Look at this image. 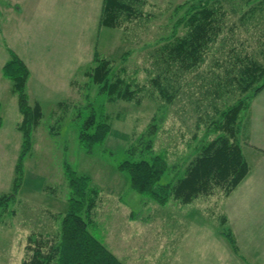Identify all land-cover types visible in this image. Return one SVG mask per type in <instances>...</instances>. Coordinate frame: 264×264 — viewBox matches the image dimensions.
Masks as SVG:
<instances>
[{"label": "rangeland", "instance_id": "rangeland-1", "mask_svg": "<svg viewBox=\"0 0 264 264\" xmlns=\"http://www.w3.org/2000/svg\"><path fill=\"white\" fill-rule=\"evenodd\" d=\"M102 1L0 0V197L9 195L0 204V264H22L31 252V235L56 232L59 214L69 208V170L87 175L98 188L90 229L126 264H264V210L258 214L248 209L255 206L254 199L247 208L241 201L240 211L249 214L245 220L236 208L231 210L232 202L222 190L187 204L175 199L161 205L133 189L129 171L119 167L127 159L126 150L138 144L155 116L159 125L146 155L165 152L171 165L190 159L207 124L197 126L199 112L194 107L201 90L194 74L174 79L173 85L182 90L171 102L151 86L160 71L151 54L162 43L158 38L171 31L178 16L171 14L182 0H146L147 16L126 20L124 29L100 24ZM248 1L242 9L247 2L233 0L237 13H230V22L255 6L256 15L238 23L234 36L243 41L237 47L262 62L264 3ZM6 5L15 11H5ZM10 48L30 69L29 104L37 101L42 107L19 171L25 139L17 124L23 115L12 81L2 70L11 57ZM95 53L110 59L114 80L125 78L146 90L133 100L117 92L110 100L107 94H98V85L88 75ZM90 103L108 115L112 126L103 143L87 148L78 136L82 116L76 115L80 106ZM81 111L84 114V108ZM169 177L164 174L161 180ZM15 182H20L16 191ZM235 227L244 251L232 247Z\"/></svg>", "mask_w": 264, "mask_h": 264}, {"label": "trees", "instance_id": "trees-1", "mask_svg": "<svg viewBox=\"0 0 264 264\" xmlns=\"http://www.w3.org/2000/svg\"><path fill=\"white\" fill-rule=\"evenodd\" d=\"M144 2L146 0H103L100 24L124 29L126 20L136 21L147 16ZM227 2L230 3L228 7ZM245 2L242 9L250 3ZM233 3V0H185L178 3L171 14L172 17L178 15L171 23V31L158 38L162 43L151 54L160 70L151 86L167 102L175 100L182 90V86L173 85L174 79L194 74L195 84L201 90L194 107L199 112L197 126L201 122L207 124L205 134L196 142L184 165L169 164L165 152L146 155L153 147L159 125L156 116L138 144L126 150L127 159L119 167L129 171L133 189L161 205L175 199L187 204L200 195L221 190L227 196L249 172L241 133L252 98L264 87V61L240 48L243 41L234 36L238 23L256 15L255 6L230 22L231 14L237 13ZM262 54L264 56V49ZM94 60L96 63L88 75L98 85V94H107L110 100L117 92L118 96L133 100L136 93L146 90L144 85L137 83L133 86L125 78L114 80L110 59L95 53ZM202 67L204 69L200 70ZM2 70L12 81V91L18 96L19 113L23 115L17 124L23 129L25 139L17 163L19 171L20 161L31 143V128L41 120L42 107L37 101L29 104L26 87L30 69L22 57L11 52ZM226 94L228 98L223 99ZM92 104L80 106L76 115L77 118L82 116L78 136L87 148L103 143L112 126L108 115L98 112ZM68 172L69 208L59 214V227L55 233L30 236L31 252L22 264H126L90 229L91 215L100 195L98 188L91 185L87 175ZM164 174L170 176L169 181L161 180ZM19 184L14 183L15 191ZM5 199H9V195L0 197V204Z\"/></svg>", "mask_w": 264, "mask_h": 264}, {"label": "crops", "instance_id": "crops-1", "mask_svg": "<svg viewBox=\"0 0 264 264\" xmlns=\"http://www.w3.org/2000/svg\"><path fill=\"white\" fill-rule=\"evenodd\" d=\"M5 7H6L5 11H8V13L10 14H12L15 11L14 7H8L7 5ZM34 13L37 14L36 11ZM8 16L9 15H7L6 17L8 18ZM11 52H14L16 54L19 53L18 51L15 52L12 49ZM250 107L251 108L247 116L248 119L245 122L246 125H244V129H242L243 137H244L243 153L245 154L247 162L250 165V169L249 172L246 174L244 180L237 187L234 188L233 192L230 195L227 196L229 201L232 202L231 210L233 211L236 208L237 211L235 212H237L241 216H244L243 217L244 220L246 219V215L249 214L246 213L245 215L243 212L240 211L241 201L244 202V208H247L246 206L248 201L250 199L252 200L254 199L256 201L255 206H252L251 208L248 209L257 211L258 214H262L263 212L262 210H264V207L261 208L258 207L259 206L258 204L264 205V199L262 198V196L264 195V87L258 93H256L255 96L252 98ZM246 152L249 154V157L247 156ZM241 186H243V188L245 189L239 192L240 191L239 187ZM229 215L232 217V214H230V212ZM257 220H258V216H256V221ZM234 225L237 226L236 224ZM243 226H245V223H243L242 226L239 227H243ZM234 233H235L234 236L236 242H235V246L234 244H232V247L236 251L237 249L239 250L242 249V247H244L243 244L244 242H242L240 246L239 233L241 232H239V230L236 227ZM242 251L244 250L242 249ZM251 254L255 259H259L261 257L256 252H253ZM249 261L251 260L249 259ZM259 261H262V258H260Z\"/></svg>", "mask_w": 264, "mask_h": 264}]
</instances>
